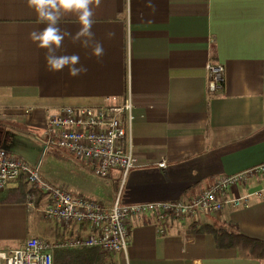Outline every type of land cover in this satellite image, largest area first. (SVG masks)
Returning <instances> with one entry per match:
<instances>
[{"label": "crops", "instance_id": "crops-1", "mask_svg": "<svg viewBox=\"0 0 264 264\" xmlns=\"http://www.w3.org/2000/svg\"><path fill=\"white\" fill-rule=\"evenodd\" d=\"M91 7L92 31L104 55L98 61L91 48L65 38L60 52L79 55L88 69L73 77L67 67L48 71L45 50L29 38L44 25L27 0H0V126L12 128L0 137V145L27 149V135H33L45 149L46 109L100 105L106 99L120 105L130 97L135 119L130 130L127 124V133L137 167L125 177L113 169L101 178L114 185L109 203L53 185L41 163L43 178L107 208L118 197L125 204L190 203L219 178L264 163V0H91ZM61 26L72 33L80 28L71 13L64 14ZM208 64L225 68V83L217 92L208 88ZM28 110H35L36 117L28 119ZM11 152L31 166L41 162L25 151ZM121 177L124 187L118 195ZM20 178L6 188L17 189ZM263 188L264 179L257 176L227 196ZM20 192L25 197L0 203V251L14 250L32 238L52 244L90 235L86 226L49 221L44 213L49 197L29 182ZM203 226L208 229L199 232ZM213 228L224 230L222 247L210 233ZM129 230L126 253L58 248L52 251L53 262L264 264L259 245L264 244V201L163 223L154 215L141 216L131 220ZM236 234L253 242H232Z\"/></svg>", "mask_w": 264, "mask_h": 264}, {"label": "built area", "instance_id": "built-area-1", "mask_svg": "<svg viewBox=\"0 0 264 264\" xmlns=\"http://www.w3.org/2000/svg\"><path fill=\"white\" fill-rule=\"evenodd\" d=\"M206 69L209 90H221L225 83L224 66L208 64ZM133 110L130 97L120 105L106 99L100 105L62 106L55 111L46 109L44 150L54 147L67 151L78 161L87 164L100 178L109 177L113 169L121 170L125 177L137 167L127 133V124L130 130L135 119ZM28 116L35 118V110H28L29 119ZM159 166L165 167V164ZM22 176L49 197L50 205L44 212L49 221L86 226L90 235L52 244L32 238L14 250L0 251V264H54L52 251L58 248L95 247L108 254L126 253L132 219L154 215L157 222L163 223L168 218L184 220L198 214H220L227 207L232 210L244 209L257 201H264V188L244 196H227L230 189L243 186L253 177L264 179V163L219 178L209 190L190 203L161 201L125 204L118 197L111 208L84 197H74L67 190L53 186L43 178L41 162L31 166L20 156L0 148V191Z\"/></svg>", "mask_w": 264, "mask_h": 264}, {"label": "clouds", "instance_id": "clouds-1", "mask_svg": "<svg viewBox=\"0 0 264 264\" xmlns=\"http://www.w3.org/2000/svg\"><path fill=\"white\" fill-rule=\"evenodd\" d=\"M29 7L36 13L37 21L44 27L29 33L30 40L38 48L45 50V62L48 71L61 72L67 67L69 75L75 77L87 72V67L80 64L79 55L61 53L60 47L67 37L81 47L91 48L92 54L99 61L104 55L103 45L95 39L92 31L94 11L91 0H27ZM74 14L80 28L72 33L63 28V16ZM109 38L112 32L106 34Z\"/></svg>", "mask_w": 264, "mask_h": 264}, {"label": "rangeland", "instance_id": "rangeland-1", "mask_svg": "<svg viewBox=\"0 0 264 264\" xmlns=\"http://www.w3.org/2000/svg\"><path fill=\"white\" fill-rule=\"evenodd\" d=\"M18 111L21 112V109ZM8 130H12L11 126L7 124L0 126V137L3 134L6 136V132H8ZM27 138L31 141L27 146V149L24 148L22 144H19L18 146L12 148V150L16 153L18 151H25L28 157L36 158V161L41 160L42 170L47 173V181L56 186H65L69 189V191L75 194L86 193L97 196L100 201L105 203H109L112 200L113 197L111 190L114 188V185L110 184V186H108L106 183L108 181H112L97 177L90 169H87L84 165H82V163L74 156L69 155L68 152L54 147H49L47 150H44V145H42L40 138L33 135H27ZM8 139L7 135V140ZM118 183L119 186L117 194L119 195L124 187L122 177Z\"/></svg>", "mask_w": 264, "mask_h": 264}, {"label": "trees", "instance_id": "trees-1", "mask_svg": "<svg viewBox=\"0 0 264 264\" xmlns=\"http://www.w3.org/2000/svg\"><path fill=\"white\" fill-rule=\"evenodd\" d=\"M27 183H28V181L26 180V178L22 176L19 179V184L20 185H19V187L17 189L15 188V189L11 190V189L6 188L5 190L0 191V203L13 201L15 195H20L21 198L25 197L26 194L25 193H21L20 190L25 189V185ZM204 229H208V228L203 226L201 228V230H199V232L203 231ZM210 233L214 236L215 241L217 243V246L218 247H222L223 246V239H224V237H226L225 234H224V230L223 229H219V228H217V229L213 228V229L210 230ZM229 236L230 235H228V237ZM232 237H233V238H231L232 242H235L236 240L237 241L239 240V242L242 241V240H245V241H248V242H253L252 240H250L249 238L244 237L241 234H236V235H233ZM257 243H259V242H255L254 244H257ZM259 245L263 248V252L261 251V253L264 256V244L260 242Z\"/></svg>", "mask_w": 264, "mask_h": 264}, {"label": "water", "instance_id": "water-1", "mask_svg": "<svg viewBox=\"0 0 264 264\" xmlns=\"http://www.w3.org/2000/svg\"><path fill=\"white\" fill-rule=\"evenodd\" d=\"M1 148L7 150V151H11L12 150V147L11 146H5V145H0Z\"/></svg>", "mask_w": 264, "mask_h": 264}, {"label": "flooded vegetation", "instance_id": "flooded-vegetation-1", "mask_svg": "<svg viewBox=\"0 0 264 264\" xmlns=\"http://www.w3.org/2000/svg\"><path fill=\"white\" fill-rule=\"evenodd\" d=\"M0 143H2V142H0Z\"/></svg>", "mask_w": 264, "mask_h": 264}]
</instances>
